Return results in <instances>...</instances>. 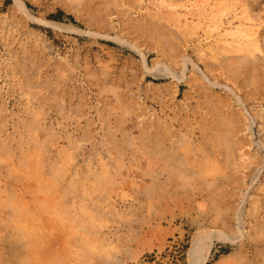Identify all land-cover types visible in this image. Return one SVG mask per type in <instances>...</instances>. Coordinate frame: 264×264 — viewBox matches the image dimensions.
<instances>
[{"label":"rangeland","instance_id":"obj_1","mask_svg":"<svg viewBox=\"0 0 264 264\" xmlns=\"http://www.w3.org/2000/svg\"><path fill=\"white\" fill-rule=\"evenodd\" d=\"M193 239L264 264V0H0V264Z\"/></svg>","mask_w":264,"mask_h":264},{"label":"bare ground","instance_id":"obj_2","mask_svg":"<svg viewBox=\"0 0 264 264\" xmlns=\"http://www.w3.org/2000/svg\"><path fill=\"white\" fill-rule=\"evenodd\" d=\"M21 3V2H20ZM161 138V137H160ZM157 141V140H156ZM159 141H161V140H158V142ZM156 148H157V146H156ZM158 149H160V148H158ZM161 150V149H160ZM158 152V151H157ZM161 153V152H160ZM156 155V154H155ZM160 155V154H159ZM160 158V157H159ZM158 162V161H157ZM166 169V168H165ZM182 171V170H181ZM169 174V173H168ZM173 174V173H172ZM170 175H171V172H170ZM170 175H169V177H170ZM169 177H167V178H169ZM166 179V178H165ZM170 179V178H169ZM172 179V178H171ZM156 180H158L157 179V177H156ZM167 181V180H166ZM165 181V182H166ZM167 183V182H166ZM169 183V182H168ZM163 189H164V187L162 186V184H157L156 185V188H155V191L157 192V194L158 195H160V196H163L164 194H163ZM172 190V189H171ZM169 195V194H168ZM158 197V196H157ZM166 197V196H165ZM167 198H169V196L167 197ZM162 199V198H161ZM217 219V218H216ZM212 222H216V221H212ZM191 251H192V255H191V259H190V264H204V258H203V250L200 252H198L197 254H195L194 253V251H196V249H197V247H196V244H195V240L193 239V242H192V246H191Z\"/></svg>","mask_w":264,"mask_h":264},{"label":"trees","instance_id":"obj_3","mask_svg":"<svg viewBox=\"0 0 264 264\" xmlns=\"http://www.w3.org/2000/svg\"><path fill=\"white\" fill-rule=\"evenodd\" d=\"M50 18H51V19H55V20H60V18H61V13H57V14L51 15Z\"/></svg>","mask_w":264,"mask_h":264}]
</instances>
